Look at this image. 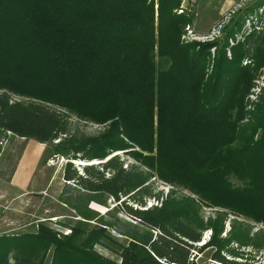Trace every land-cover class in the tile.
<instances>
[{
    "label": "trees",
    "instance_id": "trees-1",
    "mask_svg": "<svg viewBox=\"0 0 264 264\" xmlns=\"http://www.w3.org/2000/svg\"><path fill=\"white\" fill-rule=\"evenodd\" d=\"M166 1L0 0V132L70 159L60 201L71 213L58 223L72 229L60 234L46 220L35 233L0 235V264H44L52 247V264H113L93 249L108 234L92 227L103 220L89 206L110 199L156 231L149 246L122 247V264H194L207 227L219 262L264 264L223 255L232 241L264 247V231L258 243L244 227L264 224V88L249 97L264 38L252 35L232 58L220 40L212 59L213 43L182 41L192 21L176 11L179 0ZM72 115L105 129L72 135ZM118 152L138 163L125 167ZM152 179L190 195L159 201ZM145 197L158 204L133 206ZM201 206L241 220L222 237V218L205 224Z\"/></svg>",
    "mask_w": 264,
    "mask_h": 264
},
{
    "label": "rangeland",
    "instance_id": "rangeland-1",
    "mask_svg": "<svg viewBox=\"0 0 264 264\" xmlns=\"http://www.w3.org/2000/svg\"><path fill=\"white\" fill-rule=\"evenodd\" d=\"M159 1L154 0L155 8H159ZM164 1V0H162ZM170 2L169 0L166 1ZM179 14L191 19L192 24L185 27L182 41H197L201 44L213 43L210 48L212 59L217 54L216 42L222 41L226 44L225 51L229 58H232L233 49L244 43L254 34L264 38V0H179L177 7ZM263 46V44H262ZM254 63L258 66L259 76L254 81L250 99H256L264 88V67L260 64L264 62V52L257 54ZM248 61H243L247 64ZM261 68V69H260ZM60 111H65L57 108ZM69 122L71 134L83 138L98 135L104 131L103 125L90 123L75 115L70 116ZM56 141V140H55ZM51 143H41L34 138L18 136L10 131L0 132V235L14 236L24 235V233L38 232L39 222H49V226L57 229L60 234H72L71 227L59 225L60 220L67 218L66 214L71 213L70 208L62 201L61 196H67L64 170L68 159L66 156L57 155L52 151ZM115 154V153H114ZM112 154V155H114ZM125 162V167L132 163H138L133 157L125 153L118 152ZM20 162V164H19ZM77 165L80 163L98 164L101 160L73 161ZM36 165V167H34ZM17 168V169H16ZM16 169V172H14ZM83 173L82 167H78ZM31 176V177H30ZM17 177V178H16ZM29 183L26 185V181ZM16 181L21 185H15ZM155 179V178H154ZM153 180L151 183L154 194L160 195V200L167 198L172 193L173 197L190 195L188 190H172L173 186L160 180ZM145 207L133 204L135 208H149L153 204H158L155 197H145ZM94 212L99 213L102 220L91 221V225L102 227L109 237H105L102 243L95 244L93 249L104 260L113 264L123 263V248L130 245L131 240L143 246H149L155 237L156 231L144 225L138 219L129 216L123 209L115 207L117 202L108 200L106 205L95 201L89 203ZM218 208L201 206L200 216L205 224L222 218V237L227 238L233 225L232 214L219 213ZM227 211V210H226ZM71 218V217H70ZM241 220V218L236 217ZM235 218V219H236ZM47 220V221H46ZM50 220V221H49ZM52 220V221H51ZM72 220L73 219H68ZM120 220V221H119ZM238 220V221H239ZM242 221H244L242 219ZM75 223V222H74ZM239 223V222H238ZM106 224V225H105ZM245 228L251 239L260 242L261 231H264V224L246 220ZM116 226V228H115ZM93 230V229H92ZM122 235H120L119 233ZM203 241H209L213 235L210 227L202 231ZM197 243L201 247V243ZM249 244V245H248ZM241 245L236 241L229 244L233 253L223 252V255L230 260L239 262H264V247H259L256 243ZM87 251V250H86ZM54 248L46 254L44 264H52ZM214 249L207 244L202 245L200 252H194L192 260L194 264H223L213 256Z\"/></svg>",
    "mask_w": 264,
    "mask_h": 264
},
{
    "label": "crops",
    "instance_id": "crops-1",
    "mask_svg": "<svg viewBox=\"0 0 264 264\" xmlns=\"http://www.w3.org/2000/svg\"><path fill=\"white\" fill-rule=\"evenodd\" d=\"M19 164H20V162H19ZM34 167H36V165L34 166ZM17 169V168H16ZM16 169H15V171L14 172H16ZM31 177V176H30ZM17 178V177H16ZM29 178H28V181H26V185H27V183H29ZM15 185L17 186V187H19V188H25L26 187V185L24 186V187H21V185L16 181V179H15ZM120 221V220H119ZM115 228H116V226H115ZM119 233V232H118ZM120 235H122L121 233H119ZM123 236V235H122Z\"/></svg>",
    "mask_w": 264,
    "mask_h": 264
},
{
    "label": "clouds",
    "instance_id": "clouds-1",
    "mask_svg": "<svg viewBox=\"0 0 264 264\" xmlns=\"http://www.w3.org/2000/svg\"><path fill=\"white\" fill-rule=\"evenodd\" d=\"M77 164V163H76ZM83 165H85V163H82ZM202 242V241H201ZM207 243V241L205 240V241H203L202 243H201V246L202 245H204V244H206Z\"/></svg>",
    "mask_w": 264,
    "mask_h": 264
},
{
    "label": "water",
    "instance_id": "water-1",
    "mask_svg": "<svg viewBox=\"0 0 264 264\" xmlns=\"http://www.w3.org/2000/svg\"><path fill=\"white\" fill-rule=\"evenodd\" d=\"M81 165H83L82 163H80Z\"/></svg>",
    "mask_w": 264,
    "mask_h": 264
}]
</instances>
